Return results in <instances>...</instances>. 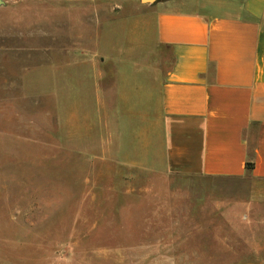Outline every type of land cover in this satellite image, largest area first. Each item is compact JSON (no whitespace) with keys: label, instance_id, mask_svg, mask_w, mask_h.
Returning <instances> with one entry per match:
<instances>
[{"label":"crops","instance_id":"1","mask_svg":"<svg viewBox=\"0 0 264 264\" xmlns=\"http://www.w3.org/2000/svg\"><path fill=\"white\" fill-rule=\"evenodd\" d=\"M31 5L51 14L46 67L63 69L45 92L41 127H93L80 148L93 140L94 163L126 181L118 195H149L151 180L196 181L177 186V239L156 242L173 245L134 257L264 264V0ZM60 11L67 26L55 35ZM215 178L249 182L233 190L203 182Z\"/></svg>","mask_w":264,"mask_h":264},{"label":"rangeland","instance_id":"2","mask_svg":"<svg viewBox=\"0 0 264 264\" xmlns=\"http://www.w3.org/2000/svg\"><path fill=\"white\" fill-rule=\"evenodd\" d=\"M3 1L0 264L177 262L134 256L159 245H173L156 242L177 239V186H194L196 181L172 179L161 185L151 180L149 195H118L125 191L126 181L110 179V164L94 163L93 140L85 149L80 148L93 127H41L45 124L47 87L56 77L61 82L63 74L62 68L46 67L53 56L45 51L44 35L51 14L44 5L31 7L35 0ZM55 18L61 24L54 23L49 31L58 35L67 25L62 24L65 18L61 11ZM54 55L62 58L61 52ZM49 72L54 80L47 79ZM203 182L233 190L246 187L249 180L215 178ZM165 187L172 189L173 195L159 194Z\"/></svg>","mask_w":264,"mask_h":264},{"label":"trees","instance_id":"3","mask_svg":"<svg viewBox=\"0 0 264 264\" xmlns=\"http://www.w3.org/2000/svg\"><path fill=\"white\" fill-rule=\"evenodd\" d=\"M253 168V163L252 162H248L247 163V169L251 170Z\"/></svg>","mask_w":264,"mask_h":264},{"label":"water","instance_id":"4","mask_svg":"<svg viewBox=\"0 0 264 264\" xmlns=\"http://www.w3.org/2000/svg\"><path fill=\"white\" fill-rule=\"evenodd\" d=\"M144 1H152V0H144ZM4 4L3 0H0V5Z\"/></svg>","mask_w":264,"mask_h":264}]
</instances>
